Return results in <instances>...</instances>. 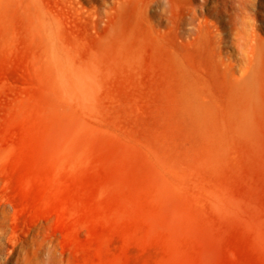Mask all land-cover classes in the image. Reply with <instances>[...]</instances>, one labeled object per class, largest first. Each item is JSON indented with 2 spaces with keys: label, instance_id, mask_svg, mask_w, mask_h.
<instances>
[{
  "label": "rangeland",
  "instance_id": "1",
  "mask_svg": "<svg viewBox=\"0 0 264 264\" xmlns=\"http://www.w3.org/2000/svg\"><path fill=\"white\" fill-rule=\"evenodd\" d=\"M0 264H264V0H0Z\"/></svg>",
  "mask_w": 264,
  "mask_h": 264
}]
</instances>
